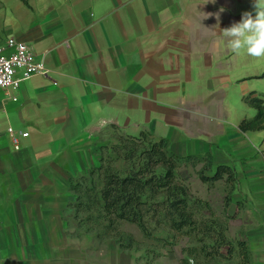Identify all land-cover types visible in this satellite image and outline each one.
Here are the masks:
<instances>
[{
	"label": "crops",
	"instance_id": "crops-1",
	"mask_svg": "<svg viewBox=\"0 0 264 264\" xmlns=\"http://www.w3.org/2000/svg\"><path fill=\"white\" fill-rule=\"evenodd\" d=\"M244 12L253 0H0L2 40L50 70L0 89V264H112L108 242L79 233L71 188L108 128L230 166L234 185L210 202L240 264H264V129H240L257 114L245 98L264 97V57L235 55L222 34ZM8 129L29 133L20 149Z\"/></svg>",
	"mask_w": 264,
	"mask_h": 264
},
{
	"label": "rangeland",
	"instance_id": "rangeland-1",
	"mask_svg": "<svg viewBox=\"0 0 264 264\" xmlns=\"http://www.w3.org/2000/svg\"><path fill=\"white\" fill-rule=\"evenodd\" d=\"M157 140L152 135H122L115 128L102 133L98 166L75 179L81 189L77 218L79 233H94L105 247L108 242L112 264H186V258L190 264H240L241 258L232 250L228 252L225 247L228 245L223 246L226 255L219 254L223 247L218 240L221 234L226 235L228 217L216 211L209 196L222 188L229 193L232 184L230 180L225 184L221 179L202 180L203 176L211 177L216 172L208 169V159H203V164L200 159L184 160L176 169L178 182L186 187L189 210L193 215L192 224L182 232L173 230L165 211L157 210L156 206L153 207L156 212L151 210L145 216L150 235L128 221L113 223L104 212L100 190L105 168L112 167L126 175L145 163V151L152 149ZM164 197L158 196L156 201H163Z\"/></svg>",
	"mask_w": 264,
	"mask_h": 264
},
{
	"label": "trees",
	"instance_id": "trees-1",
	"mask_svg": "<svg viewBox=\"0 0 264 264\" xmlns=\"http://www.w3.org/2000/svg\"><path fill=\"white\" fill-rule=\"evenodd\" d=\"M245 100L257 110V114L254 118L244 119L240 123V129L243 132L264 129V97L256 96L252 93ZM149 135L152 134L142 133L140 136ZM168 146L166 139H158L153 144L152 149L145 151V163L126 175H122L112 167L105 168L100 195L104 212L109 215L113 223L120 220L128 221L138 225L145 234L150 235L145 216L151 210L156 212L153 210V207L156 206L157 210L165 211L173 230L182 232L186 226L192 224L193 215L189 210L188 193L186 187L178 182L176 176V169L180 162L190 160L192 157L175 156L170 152ZM225 176L234 185V172L228 165L218 166L213 176H203L202 180H222ZM79 184L75 183V178L71 179V188L78 195V202L75 204L77 210L76 218H78L79 198L81 194ZM161 195H164L165 199L160 202L156 201V198ZM229 201L228 194L226 204ZM219 239L221 247L228 245L230 247L229 251L232 250V242L227 240L226 235L221 234ZM239 246L244 261L248 263L250 256L246 243L239 242ZM219 254L222 256L220 250ZM184 262L190 264L187 258Z\"/></svg>",
	"mask_w": 264,
	"mask_h": 264
},
{
	"label": "built area",
	"instance_id": "built-area-1",
	"mask_svg": "<svg viewBox=\"0 0 264 264\" xmlns=\"http://www.w3.org/2000/svg\"><path fill=\"white\" fill-rule=\"evenodd\" d=\"M49 72L45 61L37 58L27 43L11 36L2 40L0 35V89H17L34 75L48 76ZM7 134L15 149H20L21 138L29 135L28 132L15 129H8Z\"/></svg>",
	"mask_w": 264,
	"mask_h": 264
},
{
	"label": "clouds",
	"instance_id": "clouds-1",
	"mask_svg": "<svg viewBox=\"0 0 264 264\" xmlns=\"http://www.w3.org/2000/svg\"><path fill=\"white\" fill-rule=\"evenodd\" d=\"M215 3V0H212ZM254 15L244 12L239 22L222 29L227 48L235 55L243 51L246 55L264 57V0H253ZM224 11L223 8L220 10ZM207 19V16L206 18ZM217 20L219 15L217 14Z\"/></svg>",
	"mask_w": 264,
	"mask_h": 264
}]
</instances>
